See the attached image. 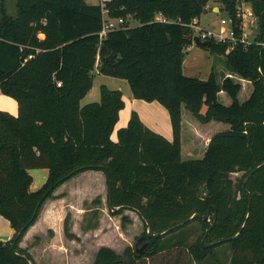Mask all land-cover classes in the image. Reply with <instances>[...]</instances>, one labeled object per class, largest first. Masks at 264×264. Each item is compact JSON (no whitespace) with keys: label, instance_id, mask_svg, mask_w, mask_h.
<instances>
[{"label":"trees","instance_id":"1","mask_svg":"<svg viewBox=\"0 0 264 264\" xmlns=\"http://www.w3.org/2000/svg\"><path fill=\"white\" fill-rule=\"evenodd\" d=\"M212 1L222 4L241 37V0H16L15 16L1 5L0 92L18 103V116L0 111V216L14 230L10 241L0 242V264H30L23 255L37 264L21 247L23 238L57 189L87 171L106 175L111 214L136 213L144 224L142 244L150 242L142 254L127 248L123 256L102 247L94 264H137L174 248L186 249L195 264H264V3L250 0L258 30L252 44L239 43L230 53L229 44L214 40L201 46L223 58L230 76L219 80L212 71L200 80L184 74L194 44L189 25ZM104 12L123 23L101 38ZM130 19L139 25L131 27ZM95 71L126 80L135 99L163 105L173 141L133 112L114 142L123 93L102 86L100 102L81 104ZM242 91L250 93L244 102ZM183 109L203 125H192L186 140ZM214 125L225 128L202 155L189 154L193 138ZM43 169L48 179L32 191L30 171ZM92 204L84 231L99 226L101 197ZM195 224L202 232L190 243ZM148 230L162 236L150 239ZM64 234L77 238L69 214ZM225 245L228 258L220 256Z\"/></svg>","mask_w":264,"mask_h":264},{"label":"rangeland","instance_id":"2","mask_svg":"<svg viewBox=\"0 0 264 264\" xmlns=\"http://www.w3.org/2000/svg\"><path fill=\"white\" fill-rule=\"evenodd\" d=\"M109 0H88L90 5H99ZM14 0H0V8L2 3L7 8L8 13L11 16H15L17 13L16 4L13 3ZM247 6H251L250 0H242ZM212 6L217 5L218 2L212 1ZM219 5V4H218ZM249 8V7H248ZM106 13V12H105ZM1 16V15H0ZM107 20L108 15L105 14ZM1 19V17H0ZM227 19V14L225 12L215 13L212 9H208L201 18L200 27L206 30L217 31L218 33H225V28L221 21ZM116 21V20H114ZM131 27L138 26L139 23L133 19H130ZM247 33L251 38L257 35V23L247 24ZM225 27V28H224ZM212 71H216L219 76V80L223 76L228 74L223 58L214 55L209 50L203 49L201 46L195 43L190 46L187 50L185 62H184V74L188 77L198 78L200 80H207ZM106 86L109 90L115 91L120 90L124 92V95L132 97V91L129 83L126 80L111 78L100 74L95 71L94 85L91 91L88 93L86 98L82 102V106L87 104L100 102L101 101V87ZM250 96L245 91L240 94L241 102L246 101ZM224 101H222L223 103ZM1 106V105H0ZM183 135L184 139L188 138V131L194 132L192 125L197 124L203 126L198 122L193 115L186 109H183ZM227 127L225 124H221ZM193 156V155H192ZM197 158V157H192ZM37 171L41 170H31L30 173L35 177L34 186L37 187L41 185V179L39 178ZM74 180V179H72ZM86 186V185H84ZM91 186V183L88 185ZM108 184L106 183L103 189V199L100 208L106 210V216L103 219V215H100V225L97 230L99 232L88 234L80 230V225L83 220L84 202L79 199H70L67 203V210L70 216V228L71 232L77 237L74 240L64 237V234L57 235L53 230L46 231V229L41 228L39 230V235L31 240L30 248H35L34 260L37 264H94L98 251L102 247H119L120 250H115L120 256L124 255L127 248L136 249L137 241L141 238L144 230V225L142 220L138 219L136 214L133 212L125 211L121 215H113L110 212L108 199ZM63 195H66L63 194ZM63 197V196H62ZM100 197V196H98ZM96 199V198H95ZM94 199V200H95ZM91 207H94L91 204ZM127 217V222L123 223V218ZM92 218V212L88 213V218ZM59 219V218H58ZM61 220V218H60ZM104 220V222H103ZM201 229L199 225L195 224L192 226L190 237L188 241L190 243L197 240L198 236L201 234ZM142 242L140 243V248L142 247ZM228 246H223V250L227 252H220V256L228 258ZM137 264H195L192 257L188 251L184 248H174L169 249L165 252L158 254L154 258H148L137 262Z\"/></svg>","mask_w":264,"mask_h":264},{"label":"crops","instance_id":"3","mask_svg":"<svg viewBox=\"0 0 264 264\" xmlns=\"http://www.w3.org/2000/svg\"><path fill=\"white\" fill-rule=\"evenodd\" d=\"M13 3L16 4V0H14ZM218 4L212 6L210 2L207 6V10L212 9L217 14L221 13L223 6L220 3ZM201 18L199 19V24L201 23L200 21ZM226 75L230 76L229 73ZM122 93H123V100L125 102V108L120 112L119 122L117 123L114 133L112 135V140L114 142L118 141V131L128 126L133 112H137L139 114L142 122L149 129L163 136L168 141L170 142L173 141L174 134H173L171 117L168 110L163 105H161L159 102L149 103L143 100H138L135 99L133 95L132 97H128V95H124V92ZM220 97L221 100L225 101L226 104L230 103V100L224 93H221ZM0 105H1L0 111L8 112L13 116H18V103L14 99L2 95L1 92H0ZM224 128L225 127H222L221 125H214L213 131L208 129L205 130L207 134L204 135L203 137L202 136L198 137V135L197 138L194 137L193 138L194 141L192 142L191 146L188 149L189 154L194 155L196 153L197 155H202L206 151V148L209 144L211 137L215 133H217V131H221V129ZM37 172H40L37 174L41 179L40 183L42 186H40V184L37 187L34 186L35 177L33 176L34 181L31 186L32 191H38L40 188L43 187V185L46 183L48 179V175H49L48 170L43 169ZM72 179L66 182L65 184H63L60 188H58L57 191L54 193V197L46 202L38 221L36 222L35 225H33L29 229V231L23 238L20 244L21 247L23 249H26L33 257H34L35 248L32 247L30 248L31 240L33 241L34 237L39 235L38 231L41 230V228L46 229V231L53 230L54 232L57 233V235L64 234V221L69 213L68 211H70V207L67 210L68 207L66 202H68L70 199H79L82 202H84V211L82 213L83 220H82V224L80 225V230L88 234L99 232V230H97L99 226L97 229L84 231L82 229V225L85 217H86V222L89 220L87 219L88 213L92 212V209L88 210L87 208H93L91 207V204L94 201V199L100 196L101 200L104 201L102 196H103V189L107 183L106 175L100 171H87L79 174L78 176ZM89 183H91L90 187L88 186ZM65 193L66 195H63ZM107 199H108V194H107ZM86 203L88 205H86ZM100 211L104 219V217L107 215L106 214L107 212L106 210H104V208H100ZM137 217L139 216L137 215ZM138 219H140V217ZM99 225H100V219H99ZM13 236H14V230L11 228L9 221H7L5 218L0 216V242L10 241L13 238ZM112 248H114L117 251L120 250L118 249L119 247L117 248L112 247Z\"/></svg>","mask_w":264,"mask_h":264},{"label":"built area","instance_id":"4","mask_svg":"<svg viewBox=\"0 0 264 264\" xmlns=\"http://www.w3.org/2000/svg\"><path fill=\"white\" fill-rule=\"evenodd\" d=\"M249 7V8H248ZM104 12V25L103 30L100 33L101 38H104L107 36L108 32L112 30H117L121 27L123 20H107L105 17ZM238 17L242 19V30L243 35L241 37L237 36V32L233 27L232 19L227 17V19H223L221 21L223 26H227L228 28H225V33H218L217 31L212 30H206L200 27L199 19H195L190 25V29L192 32V39L194 43L195 37H199L200 40L203 41H211L214 40L217 43L220 44H229L227 52L230 53L234 50L235 46L239 43H242L244 45H250L253 43L256 36L253 38L250 37V35L246 32L247 31V24H255L256 18L253 13V9L251 6H247L245 3L242 2L238 5ZM158 20H164V18L160 15L158 17ZM60 86V84H59Z\"/></svg>","mask_w":264,"mask_h":264},{"label":"water","instance_id":"5","mask_svg":"<svg viewBox=\"0 0 264 264\" xmlns=\"http://www.w3.org/2000/svg\"><path fill=\"white\" fill-rule=\"evenodd\" d=\"M256 1L261 2V3H264V0H256ZM194 43H195L196 45H198V46H207V47H210V46L212 45V42H211V41L208 40V41H203V42H202V41L200 40L199 37H195V39H194ZM21 60H22V62L24 63V62L26 61V57L23 56ZM254 172H255V171H254ZM254 172L250 175V177L254 174ZM250 177H249V178H250ZM249 178L246 180L245 184L248 182ZM250 201H251V195H250ZM118 210H119V208H113V211H118ZM195 217H198V215H194V216L192 217V219L195 218ZM202 219H203V220H206L207 217H202ZM210 220H212V219H210ZM215 225H216V222L213 221V223H212V225H211V228H210V229L207 231V233H206L205 238L210 234L211 230L215 227ZM161 236H162V234H152L151 231L148 230V237H149L150 239H158V238L161 237ZM205 238H204V240L202 241V243H204ZM144 239H145V237H141V238L137 241V244H136V252H137V254H142V253L145 252V251L148 249V247L150 246V242H145V243H143L142 247L140 248V243L143 242ZM212 246H214V244H210V245H208L207 247H212ZM12 250L15 251L18 255H23V254H21L20 252H18V251L16 250L15 244L12 245ZM23 257H25L26 260H27L30 264H34V263L31 261V259H30L29 256H27V255H23Z\"/></svg>","mask_w":264,"mask_h":264}]
</instances>
